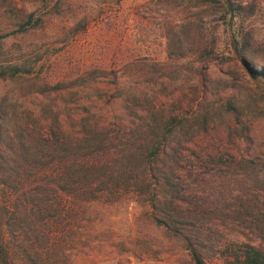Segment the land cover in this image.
I'll return each mask as SVG.
<instances>
[{"label":"rangeland","instance_id":"obj_1","mask_svg":"<svg viewBox=\"0 0 264 264\" xmlns=\"http://www.w3.org/2000/svg\"><path fill=\"white\" fill-rule=\"evenodd\" d=\"M248 1L254 13L243 26L264 64V0ZM30 12L39 22L18 32ZM219 15L201 0H0V68L27 70L0 80V100L11 97L5 102L25 132L62 135L79 155L135 148L145 156L154 122L214 112L190 140H163L164 151L173 149L167 183L156 170L138 183L144 193L95 192L76 202L73 218L57 216L52 241L22 237L16 264H194L187 239L203 264H224L243 245L264 252V79L237 59L220 62ZM79 76V85L28 93L40 81ZM87 132L97 143L78 148ZM158 158L150 157L152 170Z\"/></svg>","mask_w":264,"mask_h":264},{"label":"trees","instance_id":"obj_2","mask_svg":"<svg viewBox=\"0 0 264 264\" xmlns=\"http://www.w3.org/2000/svg\"><path fill=\"white\" fill-rule=\"evenodd\" d=\"M201 1L213 2L219 6V20L226 33L225 50L219 58L220 62L237 59L251 77L264 79V64L254 56L257 49L251 42V28L243 26V21L254 13L252 1ZM38 22L39 18H34L30 12L25 15L17 31L24 32ZM201 43L205 48L208 41L201 38ZM254 61L261 63L260 68L254 67ZM23 72L27 70L20 66H2L0 80L13 79ZM84 79L79 76L54 83L40 81L38 86L28 93L56 92L79 85ZM6 99L11 97L4 96L0 100V264H16L12 249L16 244L23 246L22 237L26 238V245H32L31 238L36 240L39 234L48 233L52 241L59 229L57 216L73 218L76 202L93 199L95 192H107L115 196L122 192L144 193L142 191L145 190L138 187V183L143 184L151 177L156 178V170L160 174L158 180L167 183L171 170L170 156L173 155L170 152L173 149L169 147L168 154L164 148H168V143L172 141L170 139L174 138L178 144L180 137L187 135L184 140H190L196 133L208 127L214 113L203 107L189 122L179 121L173 116L160 123L154 122L150 126L151 137L145 139V144L155 142V145L144 154L145 156L142 150L134 148L131 151L110 152L101 157L92 155L91 152L82 155L70 152L66 148L70 143L61 138L62 135H41L34 130H31L33 133L30 130L25 132L21 128L19 116L14 108L5 102ZM224 109L230 111V104ZM36 124L37 120H33V127ZM147 136L146 133L145 137ZM163 140L169 142L163 143ZM95 143L97 142L94 136L87 132L81 136L76 146L87 150L90 144ZM158 146L163 147L161 150L165 157L159 156ZM152 156L159 157L154 163V170L150 166ZM94 183H97L96 186ZM153 198L154 195L151 194L148 200ZM185 243L193 263L203 264L196 248L188 239ZM241 248L234 252L231 258L226 259L224 264H264L263 251L252 245H243ZM32 264L36 262L33 261Z\"/></svg>","mask_w":264,"mask_h":264}]
</instances>
